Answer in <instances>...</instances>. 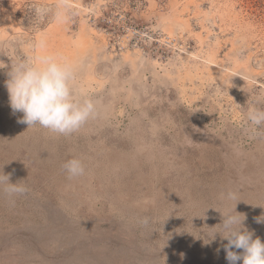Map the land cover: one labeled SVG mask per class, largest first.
I'll use <instances>...</instances> for the list:
<instances>
[{
    "label": "rangeland",
    "instance_id": "1",
    "mask_svg": "<svg viewBox=\"0 0 264 264\" xmlns=\"http://www.w3.org/2000/svg\"><path fill=\"white\" fill-rule=\"evenodd\" d=\"M38 55L71 63L97 114L28 128L0 68V174L28 189L0 186V264H228L208 242L225 214L264 242V126L246 122L264 109V0H0V61Z\"/></svg>",
    "mask_w": 264,
    "mask_h": 264
},
{
    "label": "clouds",
    "instance_id": "2",
    "mask_svg": "<svg viewBox=\"0 0 264 264\" xmlns=\"http://www.w3.org/2000/svg\"><path fill=\"white\" fill-rule=\"evenodd\" d=\"M49 9L36 6L35 13L42 20ZM57 20H63V14L56 12ZM39 46L44 47L43 41ZM8 67L5 87L12 111L22 113L19 123L27 124L28 128L39 125L53 133L70 135L78 131L97 114L96 104L92 99L77 93L74 88L75 68L58 55H38L34 58H17L10 62V66L0 61V68ZM246 122L252 137L261 135L264 126V109L251 107L246 111ZM69 178L84 174V166L80 159L67 160L63 166ZM0 186L9 195H22L28 191L19 182L11 183L10 174H0ZM234 198L235 193H228ZM238 214V213H237ZM239 215L225 214L221 231L214 232L211 240L218 233L222 240L228 264H264V242L260 238H253V232L243 226ZM257 222H261L257 219ZM232 249L242 250L241 252Z\"/></svg>",
    "mask_w": 264,
    "mask_h": 264
}]
</instances>
